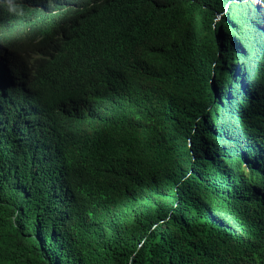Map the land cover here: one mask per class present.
I'll return each mask as SVG.
<instances>
[{
	"label": "trees",
	"instance_id": "trees-1",
	"mask_svg": "<svg viewBox=\"0 0 264 264\" xmlns=\"http://www.w3.org/2000/svg\"><path fill=\"white\" fill-rule=\"evenodd\" d=\"M12 1L0 264H264V6Z\"/></svg>",
	"mask_w": 264,
	"mask_h": 264
},
{
	"label": "rangeland",
	"instance_id": "rangeland-1",
	"mask_svg": "<svg viewBox=\"0 0 264 264\" xmlns=\"http://www.w3.org/2000/svg\"><path fill=\"white\" fill-rule=\"evenodd\" d=\"M254 4L255 5L256 4L259 5V7L261 6L260 8H263L262 6H264V4L261 3V0H258V1L257 0H254ZM249 8H250V6H248L245 10H247V12H249ZM247 12L244 13L245 15H243V17H244L243 20H247L248 19V13ZM257 17H258V15H255L254 13L253 14H250V18H249V20H247L250 23H248V22L245 21V26L244 27L245 28H249L250 30L256 31L258 33L259 31H258V28L257 27L261 26L260 25L261 22H258L257 21L258 20ZM235 25H237V24H235ZM236 32L239 35L240 32H241V28L239 29L237 27ZM237 34H233V36L230 37L233 46H236V47H237V45L235 44V41H234L235 40L234 35H237ZM253 35H254V32H253ZM257 38H258V46H256V48L258 47L257 48V50H258L257 53H259V54L257 56H255V58L259 56L257 58V60H256V63L259 66V65H261L263 63V54H264V48L263 47L264 46L262 45L263 44V37L261 35H258ZM246 41L248 42V40H246ZM236 42L239 45H240V43L242 44V42H240V43H239V41H236ZM232 50L233 49H229V52L232 51ZM231 59L232 60H230V61L228 60V65H227L229 67L228 69L230 71L232 70L233 67H238L239 65H242V61L237 60V59L235 60V59H233V57H231ZM250 67H251V70L249 69V71H251V76H252L251 78H253V81L254 82H257L258 83L261 72H259V69H257V71H255L253 66H250ZM232 82H233V78L232 77H230L229 79L226 80V84L224 85L225 90L228 91V89L232 87Z\"/></svg>",
	"mask_w": 264,
	"mask_h": 264
},
{
	"label": "clouds",
	"instance_id": "clouds-1",
	"mask_svg": "<svg viewBox=\"0 0 264 264\" xmlns=\"http://www.w3.org/2000/svg\"><path fill=\"white\" fill-rule=\"evenodd\" d=\"M39 1L40 2H38V0H35V2L38 3L39 5L43 3L50 4L52 0H39ZM18 9H19V14L22 15L23 14L22 8H20L19 5L13 4L12 0H0V16L19 18L17 16L13 17L11 15V12L17 13ZM242 26L244 27L245 24L243 23ZM0 52H1V48H0ZM5 61H6V57L4 55H0V71H4L5 69L8 68Z\"/></svg>",
	"mask_w": 264,
	"mask_h": 264
},
{
	"label": "bare ground",
	"instance_id": "bare-ground-1",
	"mask_svg": "<svg viewBox=\"0 0 264 264\" xmlns=\"http://www.w3.org/2000/svg\"><path fill=\"white\" fill-rule=\"evenodd\" d=\"M38 2H40L39 0H38ZM262 11V10H261Z\"/></svg>",
	"mask_w": 264,
	"mask_h": 264
}]
</instances>
